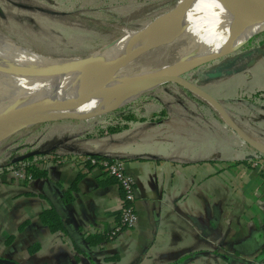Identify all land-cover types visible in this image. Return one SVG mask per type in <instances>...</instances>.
<instances>
[{
	"label": "crops",
	"instance_id": "0c3cea01",
	"mask_svg": "<svg viewBox=\"0 0 264 264\" xmlns=\"http://www.w3.org/2000/svg\"><path fill=\"white\" fill-rule=\"evenodd\" d=\"M256 48L263 56L264 45ZM204 69L188 79L209 96L174 81L182 94L162 102H180V108L171 105L73 147L124 159L135 180L133 227L107 235L118 218L120 189L96 167L49 160L27 179L0 169V258L17 264H260L264 171L252 161L264 158V79L251 90L228 80L239 70L230 62ZM188 109L196 115L186 128L176 115ZM68 189L72 199L65 201ZM44 208L57 211L64 230L41 221Z\"/></svg>",
	"mask_w": 264,
	"mask_h": 264
},
{
	"label": "bare ground",
	"instance_id": "6f19581e",
	"mask_svg": "<svg viewBox=\"0 0 264 264\" xmlns=\"http://www.w3.org/2000/svg\"><path fill=\"white\" fill-rule=\"evenodd\" d=\"M183 3L143 28L124 30L121 37L125 39L94 57L114 40L87 57L58 59L27 50L0 34V139L17 125L60 119L61 115L41 117L50 112L83 116L119 107L159 84L138 85L139 79L166 74L178 79L182 72L234 50L264 30V0H198L186 13L156 23ZM182 43L180 55L169 63L138 70L125 66L162 44L168 48L166 57H171V47Z\"/></svg>",
	"mask_w": 264,
	"mask_h": 264
},
{
	"label": "rangeland",
	"instance_id": "374dc122",
	"mask_svg": "<svg viewBox=\"0 0 264 264\" xmlns=\"http://www.w3.org/2000/svg\"><path fill=\"white\" fill-rule=\"evenodd\" d=\"M179 1L0 0V34L8 36L27 50L52 58H82L122 35L124 30L133 31L147 26L158 17V14L169 11L179 4ZM197 1L186 0L172 13L160 17L156 23L169 16L186 13ZM123 39L125 38L120 36L111 44L99 49L91 57L103 55L115 43ZM262 45H264V30L254 34L234 50L182 72L181 76L195 80L193 75L201 73L202 70H205L204 68L217 64L221 66L230 62L231 67L234 66L235 70L238 68L239 70L228 80L236 83L243 82L246 85H252L254 82L258 84L264 79V55L257 53L256 46ZM182 48L183 43L172 46L171 57H166L165 52L168 48L162 44L139 54L125 66L138 70L140 67L155 63H169L180 55ZM202 85L205 90L210 89L206 83ZM178 87L179 84L173 80L161 82L135 100L116 107L123 109L118 113H114L112 111L114 109H111L90 116L64 115L60 119L42 118L43 120L21 126L0 139V169L9 171L11 168L24 166L27 171H30L28 167L34 162H37L38 165L43 162L42 154L44 152L48 154L60 151L63 158L86 153L76 151L73 147H76L83 138L111 132L108 131L107 125H116L118 127L116 130H120L132 121L148 117L153 112L158 114L160 110H170L171 105L180 108V102L169 104L162 102L164 99H174L173 96L177 93L181 95L182 92ZM252 89H255L254 85L251 86ZM2 100L0 98V103ZM194 113L188 109L183 114L176 116L182 119V126L189 128L195 121L189 118L194 117ZM48 145L54 146L41 152L43 147ZM33 150L40 152L31 155L28 159L17 160L19 162L15 164L8 163L9 160L13 161L15 156Z\"/></svg>",
	"mask_w": 264,
	"mask_h": 264
},
{
	"label": "built area",
	"instance_id": "2783aa9c",
	"mask_svg": "<svg viewBox=\"0 0 264 264\" xmlns=\"http://www.w3.org/2000/svg\"><path fill=\"white\" fill-rule=\"evenodd\" d=\"M60 151H55L42 154V161L49 160H72L80 169H87L89 167H96L104 172L107 176L112 177L118 184L120 189V210L118 218L112 223L107 230V235L113 237L119 234L123 229L133 227L138 220V214L134 206L133 200L135 197V180L133 176L127 171L125 161L119 156L114 155H94L91 153H82L72 155L70 158H63ZM42 162V163H43ZM253 165H257L264 171V158L255 157L252 161ZM32 165L39 166L37 162ZM10 176L27 179L31 178L32 172L27 171L24 166L11 168L7 171ZM3 264V263H0ZM264 264V258L260 261Z\"/></svg>",
	"mask_w": 264,
	"mask_h": 264
},
{
	"label": "water",
	"instance_id": "95a60500",
	"mask_svg": "<svg viewBox=\"0 0 264 264\" xmlns=\"http://www.w3.org/2000/svg\"><path fill=\"white\" fill-rule=\"evenodd\" d=\"M186 0H180L179 2H185ZM176 5H178V4H176ZM176 6H174L173 8H175ZM167 11V10H166ZM165 12V11H164ZM163 13V12H162ZM162 13H160V14H158V16L159 15H161ZM121 36V35H120ZM120 36H118V37H116L115 39H117V38H119ZM115 39H113V40H115ZM112 40V41H113ZM107 44V43H106ZM105 45V44H104ZM101 47V46H100ZM98 49V48H97ZM95 51V50H94ZM90 55V54H89ZM88 55V56H89ZM87 57V56H86ZM217 57V56H216ZM125 58V56L124 57H122V58H120L118 61H117V63L120 61V63H121V61L123 60ZM215 58V57H214ZM213 59V58H212ZM210 60V59H209ZM208 61V60H207ZM119 63V64H120ZM117 65V64H116ZM116 65H114V67H112V70L115 68V67H117ZM166 80H173V81H177V82H179L180 84H183V85H185V86H187V87H190L191 89H193V90H195L196 92H198V93H200V94H202V95H204V96H209L202 88H200L199 86H197L196 84H194L193 82H191L189 79H187V78H185V77H182L181 75H180V78H176L174 75H171V74H166V75H162L161 77H145V78H142V79H139L137 82H138V85H150V84H153V83H156V82H159V83H161V82H164V81H166ZM18 105L16 106V107H14L13 109H18ZM114 108H116V107H113V108H109V109H105V110H103V111H101V112H104V111H107V110H111V109H114ZM101 112H97V113H101ZM97 113H95V114H97ZM57 115H61V116H64V115H68V116H76V115H70V114H66V113H60V112H57V111H55V112H50L49 114H46V115H41V117H54V116H57ZM91 115H94V114H91ZM83 116H90V115H83ZM21 126H24V124H21V125H17V126H15V127H12V128H19V127H21ZM47 150V149H46ZM46 150H41V152H44V151H46ZM37 152H40L39 150H33V151H30V152H27V153H22V154H19V155H17V156H15L14 157V161H17V160H22V159H24V158H26V157H29V156H31V155H33V154H36ZM0 263H4V264H17L16 262H14V261H12V260H7V259H4V258H0Z\"/></svg>",
	"mask_w": 264,
	"mask_h": 264
},
{
	"label": "trees",
	"instance_id": "16d2710c",
	"mask_svg": "<svg viewBox=\"0 0 264 264\" xmlns=\"http://www.w3.org/2000/svg\"><path fill=\"white\" fill-rule=\"evenodd\" d=\"M112 111L114 113L115 112L118 113L120 111H123V109H121V108H116L115 109L114 108V110H112ZM107 128H108V131H112V130L118 129V127H116V125H107ZM91 154L99 155V154H96V153H91ZM30 157L31 156L26 157L23 160L28 159ZM17 162H19V161H14V160L13 161L12 160L8 161V163H11V164L12 163L15 164ZM28 169L30 171H32L34 175H38V174H41L43 172L41 169H39L37 166H34V165H30L28 167ZM76 180H77V178L74 179L73 183L76 182ZM63 199L65 201H69L70 199H72V194H71L70 189L66 190L63 193ZM39 216H40L41 221L43 223H45L46 225H48L50 229H52V230H57V229L64 230L63 222H62L59 214L57 213V211L55 209H53V208H44L43 210L40 211Z\"/></svg>",
	"mask_w": 264,
	"mask_h": 264
}]
</instances>
